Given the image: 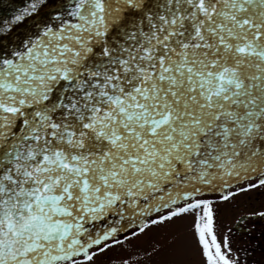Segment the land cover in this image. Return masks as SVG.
I'll return each instance as SVG.
<instances>
[{
  "label": "snow or ice",
  "instance_id": "obj_1",
  "mask_svg": "<svg viewBox=\"0 0 264 264\" xmlns=\"http://www.w3.org/2000/svg\"><path fill=\"white\" fill-rule=\"evenodd\" d=\"M257 187L264 0H25L0 25V264H93L189 213L203 264H240L213 201Z\"/></svg>",
  "mask_w": 264,
  "mask_h": 264
},
{
  "label": "rangeland",
  "instance_id": "obj_2",
  "mask_svg": "<svg viewBox=\"0 0 264 264\" xmlns=\"http://www.w3.org/2000/svg\"><path fill=\"white\" fill-rule=\"evenodd\" d=\"M121 257L129 259V264H203L192 214L150 227L129 243L106 250L93 264H118Z\"/></svg>",
  "mask_w": 264,
  "mask_h": 264
},
{
  "label": "flooded vegetation",
  "instance_id": "obj_3",
  "mask_svg": "<svg viewBox=\"0 0 264 264\" xmlns=\"http://www.w3.org/2000/svg\"><path fill=\"white\" fill-rule=\"evenodd\" d=\"M213 206L218 238L229 237L240 264H264V218L249 216L238 223L242 215L264 208V187L237 193L227 201L214 200Z\"/></svg>",
  "mask_w": 264,
  "mask_h": 264
},
{
  "label": "water",
  "instance_id": "obj_4",
  "mask_svg": "<svg viewBox=\"0 0 264 264\" xmlns=\"http://www.w3.org/2000/svg\"><path fill=\"white\" fill-rule=\"evenodd\" d=\"M25 0H0V25L10 19L15 8L23 5Z\"/></svg>",
  "mask_w": 264,
  "mask_h": 264
}]
</instances>
